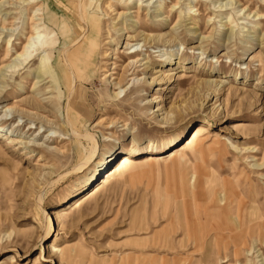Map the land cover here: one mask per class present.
Returning a JSON list of instances; mask_svg holds the SVG:
<instances>
[{
    "label": "rangeland",
    "instance_id": "1",
    "mask_svg": "<svg viewBox=\"0 0 264 264\" xmlns=\"http://www.w3.org/2000/svg\"><path fill=\"white\" fill-rule=\"evenodd\" d=\"M0 130V264H264V0H0Z\"/></svg>",
    "mask_w": 264,
    "mask_h": 264
},
{
    "label": "bare ground",
    "instance_id": "2",
    "mask_svg": "<svg viewBox=\"0 0 264 264\" xmlns=\"http://www.w3.org/2000/svg\"><path fill=\"white\" fill-rule=\"evenodd\" d=\"M176 6V5H175ZM119 14V13H118ZM123 15V14H122ZM119 17H120V15H119ZM33 29V28H32ZM44 30V29H43ZM32 32H33V30H32ZM41 38V36H39V37H37V39H40ZM28 39H29V42L27 43V45L24 47V49H23V51L20 53V54H18L19 56H18V60L20 59L21 61H22V64L20 65V66H22L23 65V62H25V61H27V59H28V57H29V54H31V50L33 49V45H32V43H31V41L32 40H34V39H36L35 37H34V35H32V33L29 35V37H28ZM44 46H46V42H43V43H41L40 44V49H43V47ZM134 47V46H133ZM38 48V47H37ZM37 48H35V50H34V54L35 53H37V51L39 50V48L37 49ZM138 53V52H137ZM10 54V51L9 50H7L6 51V55L8 56ZM32 56V55H31ZM138 60H140V59H138ZM138 60L136 61V62H138ZM21 63V62H20ZM19 102V101H18ZM157 111V110H156ZM31 129V128H30ZM2 130H0V132H1ZM196 131V130H195ZM208 132V130L206 129V127L204 126V127H199L198 128V130L196 131V132H193L191 135H190V137L188 138V140L186 141V142H184V145H185V147H183V149H181V150H179V151H189L190 149H192V147L194 146V143H195V141H197V139L198 138H200V137H202V136H204L206 133ZM15 141V140H14ZM16 143H19V144H25V145H29V144H27V143H24L23 141H15ZM155 150V149H154ZM208 150V149H207ZM164 151V150H163ZM132 153H129L128 155H125L124 157H122V159L121 160H119L111 169H110V171L107 173V177H105V176H103V178H102V183H100V184H97V185H95V187L91 190V191H89V192H87L86 194H84L83 195V197H81L78 201H76L75 202V208L73 209V210H75V209H78L79 207H81L83 204H85V203H87V202H89V201H91L94 197H95V195L97 194V193H99V192H101L107 185H109L110 184V182H111V178L113 177V176H116V175H121L123 172H125L126 171V169H128L133 163H132V158L134 157V154L133 153H136V152H134V151H131ZM140 152H142V151H139V152H137V154L138 153H140ZM178 152V151H177ZM177 152H176V154H177ZM141 154V153H140ZM179 156V155H178ZM144 161V160H143ZM154 159L153 158H151V157H149V158H147L146 159V163H150V164H152V163H154ZM111 172V173H110ZM110 173V176H108V174ZM134 177V176H133ZM227 210V209H226ZM223 215L225 214V213H222ZM241 215H243V214H241ZM60 215H59V213L58 212H56V211H50V214H48V216L46 217L47 218V225H50V226H52V224H53V219L55 218V217H59ZM229 216V215H228ZM223 218H225L224 216L222 217V219ZM241 218V217H240ZM240 218H238L239 219V223H240V226H241V219ZM243 218V217H242ZM243 220V219H242ZM238 221V220H237ZM234 223V222H233ZM261 224V223H260ZM262 228V227H261ZM260 230V228H258V231ZM242 232V231H241Z\"/></svg>",
    "mask_w": 264,
    "mask_h": 264
}]
</instances>
